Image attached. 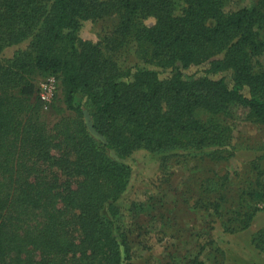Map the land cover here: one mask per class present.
<instances>
[{"label": "trees", "instance_id": "1", "mask_svg": "<svg viewBox=\"0 0 264 264\" xmlns=\"http://www.w3.org/2000/svg\"><path fill=\"white\" fill-rule=\"evenodd\" d=\"M225 2L0 0V52L28 40L0 62V264H132L117 201L134 151L215 165L230 120L264 124V0ZM227 70L230 86L211 77ZM42 72L65 88L52 126L28 109Z\"/></svg>", "mask_w": 264, "mask_h": 264}, {"label": "rangeland", "instance_id": "2", "mask_svg": "<svg viewBox=\"0 0 264 264\" xmlns=\"http://www.w3.org/2000/svg\"><path fill=\"white\" fill-rule=\"evenodd\" d=\"M255 1L226 0L224 10L251 7ZM111 23L110 18L83 20L78 36L95 43ZM27 47L28 40L4 47L0 62ZM259 60L264 63V52ZM221 76L230 86L231 71L211 75ZM34 83L28 109L52 126L66 110L64 84L49 72L36 74ZM50 83L46 101L41 93ZM75 102L87 105L82 93ZM229 123L233 151L215 165L182 157L161 163L144 149L131 155L128 184L117 205L132 264H192L194 258L204 264H264V124L236 119ZM205 178H211L208 185Z\"/></svg>", "mask_w": 264, "mask_h": 264}, {"label": "built area", "instance_id": "3", "mask_svg": "<svg viewBox=\"0 0 264 264\" xmlns=\"http://www.w3.org/2000/svg\"><path fill=\"white\" fill-rule=\"evenodd\" d=\"M52 84L50 83L49 85H48V88H47V91L45 92V91H43L42 93H41V98L43 99V100H49V98H50V92H51V89H52V86H51Z\"/></svg>", "mask_w": 264, "mask_h": 264}]
</instances>
